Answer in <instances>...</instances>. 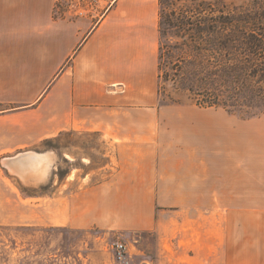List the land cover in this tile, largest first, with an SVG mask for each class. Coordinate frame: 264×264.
<instances>
[{
  "label": "crops",
  "instance_id": "obj_1",
  "mask_svg": "<svg viewBox=\"0 0 264 264\" xmlns=\"http://www.w3.org/2000/svg\"><path fill=\"white\" fill-rule=\"evenodd\" d=\"M160 16V0H99L94 9L0 0V160H12L15 170L36 159L71 162L46 205L66 228L141 231L151 227L158 198L234 199L249 224L226 243L229 259L264 264V145H98L91 156L28 151L79 128L106 134L112 114L123 110L162 113ZM261 124L264 115L249 123ZM146 208L147 220L130 219Z\"/></svg>",
  "mask_w": 264,
  "mask_h": 264
},
{
  "label": "rangeland",
  "instance_id": "obj_2",
  "mask_svg": "<svg viewBox=\"0 0 264 264\" xmlns=\"http://www.w3.org/2000/svg\"><path fill=\"white\" fill-rule=\"evenodd\" d=\"M207 4L217 17L232 21L224 30L218 29V36H248L257 24L264 30V0H160L165 18V37H161L160 45L170 47L160 69L158 109L162 113L154 117L144 110H123L112 114L106 134L86 126L40 142L36 149L28 151L56 153L60 148L61 154L65 151L91 156L98 145H264V124L249 125L257 119L251 117L258 112L248 109V102L241 96L234 115L221 108L198 107L183 85L167 77L183 54L189 59L186 66L192 69L205 64L204 57L191 48H175L172 55V47L182 40L167 19L172 21V14L182 12L196 18L197 8ZM234 46L227 52L220 51L219 60L223 65L230 62L243 68L248 64V50L239 42ZM263 58L256 63L263 65ZM243 82L239 87L244 96L261 86L245 77ZM225 85L231 90L228 83ZM226 87L224 98L228 95ZM69 145H76V150ZM94 159L96 164L100 162L98 155ZM56 160L51 165L50 159H36L32 165L18 164L19 170L10 164L12 160H0V176L6 179L0 182V264H249L232 261L228 256L233 252L226 243L234 240L233 234L242 223L244 228L249 224L247 215L238 213L231 198H195L192 204H186L184 199L173 203L172 198H158L151 227L141 231L58 226L55 210L46 205L56 200L57 179L65 178L73 167L66 159L57 166ZM115 170L113 165L112 172ZM95 177L101 179L102 175ZM74 189L75 186L69 191ZM69 191L65 189V193ZM9 199L14 204L9 206ZM31 202L36 204L32 212ZM148 215L146 208L144 213L129 216L137 221L140 216L147 220ZM120 245L125 249L120 250Z\"/></svg>",
  "mask_w": 264,
  "mask_h": 264
},
{
  "label": "trees",
  "instance_id": "obj_3",
  "mask_svg": "<svg viewBox=\"0 0 264 264\" xmlns=\"http://www.w3.org/2000/svg\"><path fill=\"white\" fill-rule=\"evenodd\" d=\"M197 11L199 14L196 18H190L187 13L182 12L172 14L174 18L172 21L167 19L172 29L176 31V36L182 40L172 47V55L175 48L178 50L191 48L204 57L205 64L193 66L192 69L190 66H186L189 59L183 54L172 66V75H167V77L183 85L198 107L221 108L234 115L240 105L239 97L241 96L242 101L248 102V105H245L248 109L258 112L251 118L261 117L264 115V64L256 63L259 58L264 56V30L261 25L257 24L256 29L250 35L237 37L238 39L235 36H218V29L224 30L225 27L232 24V21L217 17L209 4L199 6ZM163 19H165L164 15L161 14L160 34L162 38L165 37ZM236 42L248 50L246 58L248 64L243 68H236L230 62L223 65L219 60V52H227L229 47L235 48ZM168 48L170 47L166 48L165 45H160L159 69H161V61ZM244 77L261 85L257 90L251 89L249 96H244L241 87H239L244 84ZM224 83H228L231 90L227 89ZM224 86L228 94L225 98L223 95Z\"/></svg>",
  "mask_w": 264,
  "mask_h": 264
},
{
  "label": "built area",
  "instance_id": "obj_4",
  "mask_svg": "<svg viewBox=\"0 0 264 264\" xmlns=\"http://www.w3.org/2000/svg\"><path fill=\"white\" fill-rule=\"evenodd\" d=\"M62 1L67 3L68 6H78V7H89L90 9H94L98 6L99 0H57V3L60 4ZM120 250H124L125 247L123 245L119 246Z\"/></svg>",
  "mask_w": 264,
  "mask_h": 264
},
{
  "label": "bare ground",
  "instance_id": "obj_5",
  "mask_svg": "<svg viewBox=\"0 0 264 264\" xmlns=\"http://www.w3.org/2000/svg\"><path fill=\"white\" fill-rule=\"evenodd\" d=\"M40 166V165H39ZM42 172H45V169H42Z\"/></svg>",
  "mask_w": 264,
  "mask_h": 264
}]
</instances>
